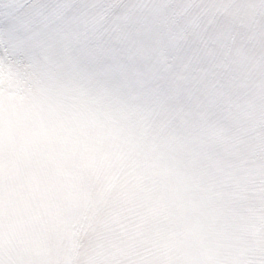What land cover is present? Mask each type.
Masks as SVG:
<instances>
[{
	"label": "clouds",
	"instance_id": "clouds-1",
	"mask_svg": "<svg viewBox=\"0 0 264 264\" xmlns=\"http://www.w3.org/2000/svg\"><path fill=\"white\" fill-rule=\"evenodd\" d=\"M0 264H264V0H0Z\"/></svg>",
	"mask_w": 264,
	"mask_h": 264
}]
</instances>
